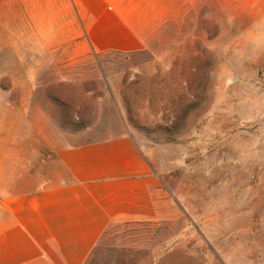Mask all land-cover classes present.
I'll return each mask as SVG.
<instances>
[{"label":"rangeland","instance_id":"rangeland-1","mask_svg":"<svg viewBox=\"0 0 264 264\" xmlns=\"http://www.w3.org/2000/svg\"><path fill=\"white\" fill-rule=\"evenodd\" d=\"M172 1L143 49L97 52L73 8L44 37L18 20L30 0H0V185L18 148L127 133L171 204L111 224L86 264H264V0Z\"/></svg>","mask_w":264,"mask_h":264},{"label":"crops","instance_id":"crops-1","mask_svg":"<svg viewBox=\"0 0 264 264\" xmlns=\"http://www.w3.org/2000/svg\"><path fill=\"white\" fill-rule=\"evenodd\" d=\"M56 8L63 18L70 13L65 8H73L84 40L102 52L143 49L144 30L160 8L177 6L172 0H30L18 8V20L45 37ZM84 40L79 43L85 47ZM0 188H15L0 196V264H85L111 224L160 220L171 204L150 160L127 133L18 148V179Z\"/></svg>","mask_w":264,"mask_h":264},{"label":"trees","instance_id":"trees-1","mask_svg":"<svg viewBox=\"0 0 264 264\" xmlns=\"http://www.w3.org/2000/svg\"><path fill=\"white\" fill-rule=\"evenodd\" d=\"M98 244H99V243H98ZM97 246H98V245H97ZM97 246H96V248H97ZM96 248H95V249H96ZM95 249H94V250H95ZM93 252H94V251H93ZM93 252H92V254H93ZM92 254H91V255H92ZM91 255H90V256H91ZM87 261H88V260H87ZM85 264H86V263H85Z\"/></svg>","mask_w":264,"mask_h":264}]
</instances>
